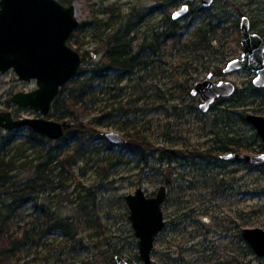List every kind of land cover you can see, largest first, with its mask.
Masks as SVG:
<instances>
[{
	"label": "rangeland",
	"instance_id": "obj_1",
	"mask_svg": "<svg viewBox=\"0 0 264 264\" xmlns=\"http://www.w3.org/2000/svg\"><path fill=\"white\" fill-rule=\"evenodd\" d=\"M72 4L76 5V17L80 22L75 34L77 42L73 47L84 58L81 67L87 71L102 58L97 52L101 50L102 40L115 27L126 22L132 13L142 19L134 36L143 42L151 34L170 27L174 21L172 14L185 4V0H72ZM215 14L229 20L223 26L240 24L241 19L247 17L252 31L264 37V0H215L209 8H204L197 1L190 3L187 15L177 21L184 26L192 24L184 31L189 37ZM228 34L225 48L215 53L210 51L200 60L188 59L191 66L173 57L160 63L155 57L149 67L138 70L118 86L115 83L116 73H109L105 83H99L96 91L99 101L89 107L83 121H91L102 134L99 138L90 137L88 142H82L85 146L82 149L84 156L76 164L73 176L68 175L67 188L62 192L65 198L67 196L73 202L67 199L60 201L57 197L48 201L38 200V204L52 206V212L61 214L63 218L74 217L78 208L87 206L82 221L91 220L94 225L79 228L77 239L81 241L78 242L69 240L62 231L57 230L55 235L42 240L40 245L23 252L20 257L25 258L28 264H112L110 259L115 262V257L120 256L129 264H144L139 253V238L135 236L129 220L130 211L125 199L127 195L134 194L138 187H142L147 196H154L163 185L168 189L163 205L166 226L155 241L153 264H163L161 260L165 253L180 252L181 249L186 251L185 258L189 264L200 258L204 248H210V245L217 246L221 251L227 247L224 252H231L229 248L235 235L233 232L220 234L211 230L208 233L210 244L205 242L206 219L211 221V225L229 219L225 223L227 227H233L234 220L236 226H241L236 234L245 228L264 230V166L260 169L247 163H230L228 167H221L218 158L210 165L206 161L196 160V164L173 163L168 166L158 161L160 152L165 149L179 155L202 152L214 137L206 132L213 130L208 122L210 113L216 110L209 114L200 111L199 96L191 94L195 83L204 81L212 74L215 83L229 81L236 89L249 93L248 88L253 85L255 73L248 70L223 72L230 60L240 58L242 54L240 28L238 31L230 29ZM204 65L211 67L210 70L203 69L201 66ZM185 80L188 83L182 89ZM36 88V81H22L13 70L0 72V112L9 111L16 119L42 117L40 113L19 107L11 101L15 93ZM187 89H190L189 93ZM246 105L248 113L264 115V102L261 99H250ZM121 107L123 112L118 110ZM105 114H110L108 119H98ZM47 118L57 121L51 114ZM6 132L16 133L19 137L17 144H22L30 140L32 130L27 127L1 130L0 137ZM104 132L119 133L127 143L125 146L112 144L103 136ZM241 132L251 145L243 153L261 152L262 142L256 129L247 123L241 127ZM135 133L153 145L155 151L146 153L149 161L126 147L130 142H135ZM109 144L113 146L109 147ZM25 148H29V144ZM70 149L75 150L76 145L71 143ZM39 151L40 148L28 149L26 154L34 159L38 158ZM233 178L234 184L229 189L228 183L232 184ZM168 180L172 182L169 185ZM88 188L94 190V196L89 194ZM35 205L26 206L21 218L32 214ZM220 257L223 258L224 254L221 253ZM242 264H264V258L253 255Z\"/></svg>",
	"mask_w": 264,
	"mask_h": 264
},
{
	"label": "trees",
	"instance_id": "obj_2",
	"mask_svg": "<svg viewBox=\"0 0 264 264\" xmlns=\"http://www.w3.org/2000/svg\"><path fill=\"white\" fill-rule=\"evenodd\" d=\"M59 1L65 5L72 4V0ZM141 21L142 19H138L136 14L132 13L126 22L115 27L113 32L102 40L101 50L97 51L102 55L100 62L87 71L81 67L78 75L62 87L51 112L52 117H55L57 121H62L65 125V136L61 140L52 142L33 131L30 134V140L22 144H17L19 137L14 132H6L0 137V264H28L29 262L20 257V254L31 251L33 247L40 245L42 240L55 235L57 230L62 231L69 240L81 241L77 239L79 228L82 225L93 223L91 220L82 221L87 206L78 208L74 217L63 218L61 214L56 215L52 212V206L45 203L38 204V200L48 201L57 197L60 201L67 199L73 202L67 196L65 198L62 192L67 188L68 175L73 176L76 164L84 156L82 149L85 146L82 142L85 140L88 142L90 137L99 138L102 134L98 126L93 125L91 121L84 122L83 118L90 110L89 107L98 103L97 88L100 82L105 83L109 73H116L115 83L118 86L122 80L132 77L138 70L149 67L155 61V57L160 63L173 57L181 60L186 66H191L188 59H191L190 61L200 60L205 58L210 51L215 53L225 48L228 44V31L239 29V23L223 26V24H228L229 20H224L215 14L208 19L206 24L198 26L189 37H186L184 31L192 24L184 26L174 20L166 30L151 34L146 37V40L140 42L134 34ZM77 31L78 29L69 40L71 46L76 45ZM201 67L205 70L211 68L205 65ZM217 70L220 71L221 68ZM187 83L188 80L183 82L182 89ZM189 91L190 89H187L188 93ZM248 92L245 94L243 90L237 89L233 96L219 100L211 108V112L216 110L210 113V122H208L211 125L209 128L213 130L206 134L214 137L205 150L202 152L194 150L197 152L193 155H179L170 149H165L160 152L158 161L168 166L173 163L183 164L184 161L196 164V160L206 161L209 164L217 160L221 153H243L249 150L251 145L241 132V127L247 125L246 116L249 114L245 106L250 99H261L264 102V89L256 88L251 84ZM118 110L123 112L124 109L121 107ZM109 115L105 114L98 119H108ZM137 133L134 136L135 142H130L126 147L133 153H140L143 159L149 161L146 153L154 152L155 149L145 137H137ZM71 143L76 145L75 150L70 149ZM27 144L29 148H25ZM111 146L113 145L109 144V147ZM37 148H40L38 158L30 159V156L26 154L28 149ZM263 149L262 146V151ZM167 183L169 185L172 182L168 180ZM219 187L220 184L217 185V189ZM86 190L89 194L95 195L93 189ZM34 203L36 204L34 212L21 218L22 210ZM184 216L189 217L190 214ZM25 218L26 221H24ZM226 221L214 223L216 224L215 231L220 234L235 233L229 248L232 254L228 250L227 254L224 252L227 247L221 251L217 246L210 245V248H204L203 255L196 258L193 264L202 262L242 264L246 258L255 255L243 239L241 230L239 234H236V230L241 229V226H236L233 220V227H227ZM209 232L207 227V233L204 234L205 242H209ZM221 253L224 254L223 258L220 257ZM215 256L218 257L215 258ZM229 256L231 259L228 258ZM185 257L186 251L181 249L180 252L165 253L161 261L163 264H189ZM207 257H209L208 260H203ZM110 263L115 264L113 259H110Z\"/></svg>",
	"mask_w": 264,
	"mask_h": 264
},
{
	"label": "water",
	"instance_id": "obj_3",
	"mask_svg": "<svg viewBox=\"0 0 264 264\" xmlns=\"http://www.w3.org/2000/svg\"><path fill=\"white\" fill-rule=\"evenodd\" d=\"M200 1L204 8L211 7L215 0H185V4L172 14L177 21L187 15L190 3ZM80 26L73 4L65 5L59 0H0V72L13 70L22 81H36L37 88L29 92L15 93L11 101L19 107L30 108L42 115L39 118L16 119L9 111L0 112V131L30 128L36 134L59 141L65 136L62 122L48 119L52 106L62 87L79 73L83 64L82 55L69 44L72 34ZM240 58L230 60L224 73L248 70L255 73L253 85L264 88V37L253 32L249 18L240 21ZM235 85L229 81L215 83L212 74L195 83L193 96L200 97L199 109L209 112L216 99L230 97ZM246 122L256 129L264 145V115L249 113ZM103 136L112 144L127 143L116 132H104ZM232 162H246L264 166V152L247 154L229 152L220 156ZM129 208L135 236L139 238V253L144 264H153L152 253L155 241L164 230L163 204L167 199V187L161 186L155 196L146 195L142 187L125 197ZM243 239L255 255L264 258V230L245 228ZM115 264H129L116 256Z\"/></svg>",
	"mask_w": 264,
	"mask_h": 264
},
{
	"label": "flooded vegetation",
	"instance_id": "obj_4",
	"mask_svg": "<svg viewBox=\"0 0 264 264\" xmlns=\"http://www.w3.org/2000/svg\"><path fill=\"white\" fill-rule=\"evenodd\" d=\"M239 28H240V24H239ZM224 71V70H223ZM236 87V86H235ZM260 89V88H259ZM264 89V88H263ZM236 90L237 89H235V92H236ZM235 92H234V94H235ZM233 94V95H234ZM232 95V96H233ZM231 97V96H230ZM230 97H220V98H218V99H216V101H215V103L211 106V108L219 101V100H221V99H227V98H230ZM200 98V97H199ZM211 108H210V110H209V112L208 113H206V114H209L210 112H211ZM204 114V113H203ZM262 142V141H261ZM262 146L264 147V145L262 144ZM264 150V149H263ZM262 152H264V151H262L261 150V152H259V153H262ZM226 153H229V152H226ZM226 153H221V154H219L218 155V159H219V165L221 166V167H228V165L230 164V163H246V162H232V161H229V160H224V159H221L220 158V156L221 155H223V154H226ZM239 153V152H238ZM184 163H189V162H183V164ZM212 162H209V164L208 165H210ZM182 164V165H183ZM247 164H250V165H252L251 163H247ZM252 167L253 168H260L261 169V167H263V166H260V165H252ZM234 181H235V178H233V183L232 184H230V183H228L229 185H228V187H229V189H232V186H233V184H234ZM228 189V190H229ZM234 189V188H233ZM158 192V191H157ZM156 192V193H157ZM225 194V193H224ZM147 195V194H146ZM156 195V194H155ZM154 195V196H155ZM167 195H168V189H167ZM226 195V194H225ZM149 197H152V196H149ZM167 200V199H166ZM166 202V201H165ZM164 205V204H163ZM207 220V225H208V229L211 231V230H215V224L213 223V225H211V221L209 220V219H206ZM205 224V226H207ZM242 233V232H241Z\"/></svg>",
	"mask_w": 264,
	"mask_h": 264
},
{
	"label": "bare ground",
	"instance_id": "obj_5",
	"mask_svg": "<svg viewBox=\"0 0 264 264\" xmlns=\"http://www.w3.org/2000/svg\"><path fill=\"white\" fill-rule=\"evenodd\" d=\"M75 10H76V5H75Z\"/></svg>",
	"mask_w": 264,
	"mask_h": 264
}]
</instances>
